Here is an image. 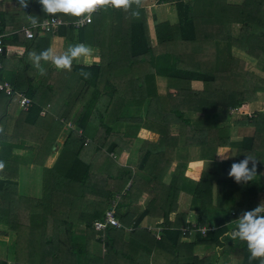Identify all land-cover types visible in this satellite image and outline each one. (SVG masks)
Returning <instances> with one entry per match:
<instances>
[{"label": "trees", "instance_id": "1", "mask_svg": "<svg viewBox=\"0 0 264 264\" xmlns=\"http://www.w3.org/2000/svg\"><path fill=\"white\" fill-rule=\"evenodd\" d=\"M169 2L175 4L178 9L179 23L172 26L165 22L156 26L158 45L155 48L150 46L145 23L133 25L132 28L136 31L132 39L133 52L135 57L148 58L151 63L153 59L155 60V54L160 55V58L163 54L170 55L168 48L177 47L178 41L196 47L203 46L197 54H193L194 59H190L192 63L190 62L188 78L181 70L177 73L172 71L166 73L170 93L166 97H161L157 94L154 84L156 72L144 74L142 71L141 74H135L137 80L135 82L133 80L134 83L126 81L131 75L134 76L133 74L124 76L122 73L112 72L107 101L83 98L82 111L75 118L82 131L69 135L53 167H44V198L32 201L30 212L25 216L18 213L19 207L16 203L13 205L12 200H6L7 193L11 191L10 188L16 186V183L10 180L9 175L12 171L6 167L8 164L4 163L5 167L0 171V223H5L13 231L10 258L15 264H121L118 261L123 256L130 258L134 256L131 245H140L147 257H150L154 249L167 240L173 246L172 249L176 250L173 252L175 254L173 260L179 264L183 254L188 258V264H218L225 240L229 238L224 235L227 232L226 223L260 204L258 201L260 184L257 175L258 167H264V126L260 130L258 125L250 138L234 145L230 139L229 129L220 128L219 125L227 120L233 109L238 114H246L249 104L256 100L257 93L264 92V0H246L241 7H231L225 0H157L159 4ZM105 9L120 13L113 7H105L95 15L94 20ZM94 20L80 30L62 26L46 35L64 36L67 31L76 32L79 34L78 41L85 42ZM235 30L236 33L238 31L237 34ZM74 44L75 41L72 40V45ZM141 46L143 49H140ZM233 48L242 50L256 59L260 73H252L248 63L233 54ZM203 55L205 59H202ZM208 55H212L211 58L210 56L206 58ZM183 61V57L174 54L173 58L164 62V68L176 71ZM155 62L157 64V60ZM157 69L159 71V66ZM81 70L94 73L90 79L85 80L82 76L80 78L96 87L102 73L101 69L79 67L78 74ZM193 79L204 82L203 93L197 94L190 87L178 85L180 82L185 86ZM135 84L138 86L135 87ZM175 88L184 92V95L193 96L192 103L189 104L185 99H171L172 90ZM97 90L98 88L94 90L95 93ZM81 92L83 89L74 97L79 99ZM129 92H134V96L128 97L123 94ZM33 94V105L25 111V121L29 127L36 126L38 121L47 120L41 116L44 105L39 103L34 92ZM70 98L65 112L61 114L66 122L78 105L69 103ZM144 111L145 115L141 117ZM190 111L204 113L213 111L214 119L206 123V129L201 127V130H194L193 123L186 114ZM153 113L155 115L158 113L159 118L156 119ZM171 116L176 120L169 121L168 118ZM263 117L264 114L259 113L257 119L253 116L249 119H254L253 123L259 124L260 121L264 124ZM142 121L145 122L143 127L159 133V142L157 144L146 142L134 167L120 165L121 162H125V151L130 149V146L126 144L127 136L122 135L118 127L124 125L138 129ZM58 124L55 135L50 138L52 145L63 127L60 122ZM174 125L181 126V133L185 127H191L192 136L186 138L193 142L198 141L200 137V143L206 153L214 151L213 157L221 149L236 146L239 151L238 157L233 162L222 161L220 170L214 167L202 171L196 182L185 174L188 164L179 163L171 176V182L165 183L164 178L169 175L174 159L169 153L170 146H167L168 150L161 149L169 141L172 145L174 143L173 151L176 149L178 137L166 132V129ZM103 128L104 133L101 132ZM243 155H250L257 160L256 176L248 184H237L234 179L228 177V172L233 163L245 158ZM102 157L104 159L100 160ZM249 167L251 168V163ZM143 179L154 183L150 185L152 186L150 189L157 194L136 219H133V216H119V219L120 205L122 207L127 201L131 207L138 205L136 184L141 183ZM227 183L235 186L234 210L237 215H232L224 207V185ZM128 185L130 188H127ZM185 187L191 189L192 208L189 212L175 217L173 221V206L179 192ZM117 196H120V200L114 210L121 227H108L104 232L97 231L94 223L104 219L111 202ZM154 206L162 208L163 223L159 226L162 228L159 238L152 231L140 228ZM193 223L198 227L214 229L206 236L198 232L199 238L194 243L207 249L213 248L214 254L203 258L193 254L195 245L187 243L190 236H186L180 229L185 225L192 227ZM120 239L126 244L122 251L116 246ZM237 246L244 254L243 264H261L260 259L250 260L251 254L246 242L237 239ZM0 264L9 263L0 260ZM133 264L143 263L133 261Z\"/></svg>", "mask_w": 264, "mask_h": 264}, {"label": "crops", "instance_id": "2", "mask_svg": "<svg viewBox=\"0 0 264 264\" xmlns=\"http://www.w3.org/2000/svg\"><path fill=\"white\" fill-rule=\"evenodd\" d=\"M26 2L28 3L27 7L22 8L18 0H0V22L4 32L7 34L5 38L6 52L2 57L0 81L11 83L15 93H17L14 97L9 96L11 98H8L5 93H0V161L8 164L6 167L12 171L9 178L16 183V186H13V189L10 188L11 191L7 193L6 200H12L13 205L16 203L19 207L18 213L24 216L30 212L32 201H40L44 198V167H53L56 164L72 132L81 133L82 130L78 127L75 118L79 112L82 111L81 103L84 97L86 99H102V102L105 100L107 101L112 72L122 73L124 76L133 74L134 76L131 75L126 81L134 83L135 80H137L135 74H141L142 71L144 74L156 72L154 80L156 92L159 96L166 97L170 93L169 78L166 73L170 71L177 73V71L181 70L185 72L184 75L188 78L190 76L188 71L191 68L190 59H194L193 54H197L203 47H196L192 44L189 45L187 42L178 41L177 47L171 46L168 48V53H170V55L166 56L163 54L161 58L160 55H154L157 64L154 59L149 63L148 58H146V60L143 59V57L134 56L132 39L136 31L132 28L133 25L145 23L150 46L155 48L158 45L156 26L165 22L172 26L179 23L180 18L176 5L170 2L159 4L157 0H142V7L139 9L140 17L138 19L132 18L130 12H125L123 9H115V11H120V13L107 11V9H105L95 18L93 26L89 28L85 42L78 41L79 34L76 32L68 31L64 36L63 34L46 35L45 33L39 32L36 36L37 38L29 40L24 34L20 33L24 28L31 26L28 21V15L38 16L40 22L51 17V15L42 11L39 0H26ZM225 2L231 7H241L246 0H225ZM133 8H135V5ZM56 16L68 18L64 19L65 22H72L77 19L62 14H57ZM138 33H140V29ZM72 40L75 41V44L84 43L97 50L96 55L99 59L98 61H93L90 66L99 68L102 71L96 87L91 86V84L84 82L80 78L77 68L89 67L83 62L74 61V65L70 72L58 71L50 62H41L42 66L47 70L46 75L42 76L29 56V53H39L49 47L55 52L61 53L65 51L69 45H72ZM140 49H143V46H141ZM174 54L183 57L184 61L180 63L179 67L187 70H182L179 67H177L176 71L164 68V62H167L169 58H173ZM233 54L247 62L252 73H260V67L256 59L236 48H233ZM209 56L210 55H208V57L206 56V58H209ZM202 59H205L204 55ZM154 64H156V66H154ZM199 64L200 62H198V65ZM157 66H159V71ZM143 83L145 84V80ZM178 85L190 87L197 94L203 93L205 89L204 82L198 79H193L190 84H186L185 86L180 82H178ZM134 86L137 87L138 85L135 84ZM96 88H98V90L95 93L94 90ZM80 89H83V92H81V97L77 99L74 96ZM33 92L37 95L39 103L42 106L44 105L41 116L47 119L46 121L48 122L38 121L36 126L29 127L25 121L26 110L22 108L19 96L23 94L32 100L34 95ZM129 93L123 94L128 97L134 96V92ZM69 97H71L69 103H73L74 105L77 103L78 105L66 122L65 117H62L61 114L64 113L67 108ZM193 98V96L184 95V92H181L177 88L172 90L171 99H185V101L191 104ZM14 101H17L16 106L13 105ZM250 104L255 110H251ZM250 104L249 107L252 112L248 110L246 114L242 115L238 114V112H234L233 110L235 109H230L231 111L227 120L219 125L220 128L224 127L225 129H229L230 139L234 145L250 138L256 132V127L258 125H260V130L263 129V123H260V121L258 122L259 124L253 123L254 119L250 118V120L248 115L249 113H253V118L257 119L259 113L264 114V92L257 93L255 102L253 101ZM212 112L213 111H208L206 113L190 111L186 112V114H188V117L191 119L194 130H201V127L206 129V123L214 119V114ZM156 114L157 115L153 113L154 117L158 119L159 114ZM144 115L145 111L141 114V117ZM168 119H170L169 121L176 120V118L172 116ZM262 121H264V117ZM59 122L63 127L56 137L55 143L52 145L50 138L55 135ZM144 123L145 122L142 121L138 129L125 127L124 125L118 127V129L122 131V135L127 136L125 138L128 141L126 144L130 146V149L125 151V162H121L120 165L131 168L134 167L138 162L144 144L146 142L150 144H157L159 142V133H154L143 127L145 126ZM180 127L181 126L174 125L171 126L170 129H166V132H168L167 134L178 137V142L174 151L172 148L174 143L172 145L170 141L167 142L168 144H164L161 149L168 150L169 148L167 146H170L169 153L174 159L168 173L169 175L164 178L165 183L171 182V176L174 174L179 163L188 164V170L185 174L196 182L201 176L202 171L213 169L214 167L216 170H220V163L222 161L219 155L230 156L231 158L227 160L232 162L238 157L239 151L237 146L224 148V150L221 149L215 157H213V150L208 151L210 153L207 152V154L200 143V137L198 141H190L189 138L192 136L191 127H185L186 129H183L182 133L180 132ZM134 129L136 130L133 131ZM104 131L105 129L103 128L101 132L104 133ZM186 136L189 138H186ZM138 144H140V146L136 147ZM50 146L52 147L51 151L49 148ZM111 155L112 157L114 156V154ZM245 156L246 155H243V157ZM102 159H104V157L100 158V160ZM257 181L260 184L258 201L261 203L264 201V167H258ZM152 184L154 183L144 179L141 183L136 184L138 205L131 207L128 201L127 204L122 207L120 205L118 217L133 216V219H136V217L140 216L146 210L148 202L154 199V196L157 194L151 191L150 188L152 186L150 185ZM128 187L130 188L129 185L127 188ZM190 190V188L185 187L179 192L177 201L173 206V221H175V217L191 210L193 196ZM235 193L234 185L228 183L224 185V207L228 209L232 215H237L234 210ZM215 197L217 198L216 193ZM150 211L151 213L145 217L140 228L148 229L147 226L157 227L163 223V218L161 216L162 208L154 206ZM239 216L231 222L226 223L225 228H227V232L235 228V220H237ZM185 227H187V225L182 226L180 229L182 230V228ZM129 228L132 229V226ZM195 234V237L191 235L187 243L189 245H195L193 254L199 258H203L207 256V253L199 255L198 248H205L206 251L207 248L203 245L194 244L199 238L197 235L198 232H195ZM12 236L13 231L10 230L9 226L3 222L0 223V247L6 248L7 246L6 252L0 253V260L8 261L9 264H15L10 258L11 255L9 251V244L13 239ZM116 246L122 251L126 246L125 241L120 239L116 243ZM131 247L134 256H132V258L123 256L119 260L120 256L118 258L119 263L133 264V261H137L143 264H179V262L173 260L175 257L173 252L176 250L172 249L173 246H171L169 240L165 241L163 245L158 246L157 249H154L150 257H147L140 245L135 244L134 246L131 245ZM128 248H130V246ZM138 252L140 254L136 255ZM184 256L185 254H183L179 261L181 264H188V258ZM243 262L244 254L238 248L237 240H232L230 238L226 239L218 264H243Z\"/></svg>", "mask_w": 264, "mask_h": 264}, {"label": "clouds", "instance_id": "3", "mask_svg": "<svg viewBox=\"0 0 264 264\" xmlns=\"http://www.w3.org/2000/svg\"><path fill=\"white\" fill-rule=\"evenodd\" d=\"M22 8L27 7L26 0H18ZM42 11L48 15L56 16L62 14L77 19H86L90 22L91 15L99 8L111 6L115 9H123L130 12L134 19L140 17L139 9L142 7V0H39ZM135 5V8L133 6ZM28 21L32 28L43 27L39 17L28 15ZM97 50L84 43L69 45L61 53L55 52L51 47L39 53H29L34 66L43 76L47 70L41 62L51 63L58 71H71L73 62H83L86 66H91L93 61H98ZM85 80L90 79L92 73L81 70L79 73ZM221 161L230 159L228 155H219ZM256 162L252 156H245L238 163H233L228 172V177L234 179L237 184H248L256 176ZM251 163V168L249 164ZM5 167L3 161H0V171ZM226 237L232 240H240L247 243L250 252V260L260 259L264 264V201H262L253 210H248L235 220V228L224 233Z\"/></svg>", "mask_w": 264, "mask_h": 264}, {"label": "built area", "instance_id": "4", "mask_svg": "<svg viewBox=\"0 0 264 264\" xmlns=\"http://www.w3.org/2000/svg\"><path fill=\"white\" fill-rule=\"evenodd\" d=\"M107 7H111V6H107ZM102 8L97 9L96 12H94L91 15L90 18V22L86 19H75L72 22H65L60 18H46L45 20H43L41 23L43 24V27H39V28H32L27 27L24 28L22 31L25 37L29 40H33L36 38L35 35V31H37L38 33H53L55 30H57L58 28L62 27V26H71L77 30L83 29L86 26H88L89 24H91L94 20L95 15H97ZM7 34L4 32L3 28H2V24L0 22V71L2 69V57L4 56L5 52H6V42H5V38H6ZM0 93H5L7 96H12L14 97L15 95H17V93H15L13 86L11 83L9 82H1L0 81ZM20 104L22 106V108L26 111H28L30 109V107L32 106V100L29 99L28 97L24 96L23 94H20ZM234 112H237L236 110H233ZM249 117L253 116L252 114L248 115ZM118 200H120V196H117L115 198L114 201L111 202V207L106 211L105 213V217L103 220H98L94 223L95 229L99 232H104L108 227H116L119 228L121 227V224L119 222V219L117 217V214L115 213V206L118 203ZM156 229H160V231H158L156 233L157 238H159L160 232L162 230V228L158 227ZM211 230H214L213 228H207V227H198V226H193V227H185L182 228V232L187 233V232H200L203 236H206L207 233ZM106 246L105 242H104V247Z\"/></svg>", "mask_w": 264, "mask_h": 264}, {"label": "rangeland", "instance_id": "5", "mask_svg": "<svg viewBox=\"0 0 264 264\" xmlns=\"http://www.w3.org/2000/svg\"><path fill=\"white\" fill-rule=\"evenodd\" d=\"M243 57V56H242ZM2 80V79H1ZM4 81V80H3ZM255 102V101H254ZM13 105L14 106H16L17 105V101H14L13 102ZM254 105V104H253ZM250 107H251V110L253 109V110H255L254 108H252V106H251V104H250ZM250 107H249V110H250ZM17 109H19V108H17ZM250 110V112H252ZM249 114H252L253 115V113H249ZM10 115H12V114H10ZM243 115V114H242ZM138 146H140V144H138V145H136V147H138ZM51 155H54V154H51ZM53 157V156H52ZM53 159H54V157H53ZM53 159H52V161H53ZM145 225V224H144ZM193 226H196V224H193L192 225V227ZM148 227V231L150 232V231H152V233L156 236V233L158 232V231H160V229H156V228H158L159 226H157V227H155V226H147ZM187 227H189V226H187ZM203 227H205V226H203ZM130 230H132V229H130ZM184 233V232H183ZM94 234H95V232H94ZM93 234V235H94ZM185 235L186 236H190L191 237V235L193 236V237H195V233L194 232H187V233H185ZM157 237V236H156ZM160 237V236H159ZM24 244H26V243H24ZM8 245V244H7ZM6 249H7V246H6V248L5 247H0V253H5L6 252ZM9 251L12 253V248H11V245L9 244ZM207 253V256L208 255H211V254H214L215 252L213 251V248L212 249H207V251H206V249L205 248H198V254L199 255H203V254H206ZM221 254H222V250H221ZM218 262H219V260H218ZM221 264V263H220Z\"/></svg>", "mask_w": 264, "mask_h": 264}, {"label": "water", "instance_id": "6", "mask_svg": "<svg viewBox=\"0 0 264 264\" xmlns=\"http://www.w3.org/2000/svg\"><path fill=\"white\" fill-rule=\"evenodd\" d=\"M37 34H38V32L37 31H35V35L37 36Z\"/></svg>", "mask_w": 264, "mask_h": 264}]
</instances>
